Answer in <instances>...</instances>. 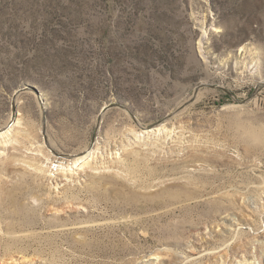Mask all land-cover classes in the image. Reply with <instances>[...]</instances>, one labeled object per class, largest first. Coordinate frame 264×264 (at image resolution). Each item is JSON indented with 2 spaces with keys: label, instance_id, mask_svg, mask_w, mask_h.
<instances>
[{
  "label": "rangeland",
  "instance_id": "374dc122",
  "mask_svg": "<svg viewBox=\"0 0 264 264\" xmlns=\"http://www.w3.org/2000/svg\"><path fill=\"white\" fill-rule=\"evenodd\" d=\"M0 242V264H264V0H0Z\"/></svg>",
  "mask_w": 264,
  "mask_h": 264
},
{
  "label": "bare ground",
  "instance_id": "6f19581e",
  "mask_svg": "<svg viewBox=\"0 0 264 264\" xmlns=\"http://www.w3.org/2000/svg\"><path fill=\"white\" fill-rule=\"evenodd\" d=\"M200 151V150H199ZM134 159H136V158H134ZM180 166L179 165H174V167H172L171 169H173V173H177V172H179V171H181L182 169L181 168H179ZM182 167V166H181ZM156 169V168H155ZM154 169V167L152 168V169H148V171L146 172L147 173V175H149V176H151V177H154V174L156 173V170ZM171 172V171H170ZM208 177H209V175H208ZM210 177H212L215 181H217V179L219 178L218 176H217V174H212V175H210ZM213 180V181H214ZM144 181V179L143 180H141L140 181V183L142 182V183H144L143 182ZM187 182H188V184H193V183H195V184H198V186H199V189H198V191L200 192V195L202 196V195H204L203 193L205 192V191H207V189H210V188H213L212 186V180L210 181V180H208V178L206 177V176H202V177H198L197 179L196 178H189V179H187ZM146 183V182H145ZM148 183V182H147ZM163 184V183H162ZM186 185V181H181V182H179V181H176V182H174V181H172V183H171V186H178V187H183V186H185ZM169 186V185H168ZM162 187V186H161ZM167 187V186H166ZM162 189H163V187H162ZM167 189V188H166ZM154 190V189H153ZM159 190V189H158ZM214 190V189H213ZM155 191H156V189H155ZM161 192V191H160ZM166 192V191H165ZM203 192V193H202ZM158 194H159V192L157 193V192H155V193H153V194H150V193H148V194H143V196H142V199H143V204L145 205V207L146 208H144V207H142L141 208V210L143 211V212H148L149 210H154V209H157L158 208V206H159V203H158V201H157V198H158ZM163 194V193H162ZM166 194V193H165ZM197 195V194H196ZM139 196V195H138ZM163 196V195H162ZM160 197H161V195H160ZM166 197V196H165ZM190 197V196H189ZM15 198H16V196H15ZM163 198V197H162ZM14 199V198H13ZM11 200V199H10ZM162 200V199H161ZM185 200V199H184ZM15 201L18 203L19 202V200H16L15 199ZM166 201H168V200H166ZM186 201H188L187 199H186ZM13 202H14V200H13ZM171 202V201H170ZM164 204V203H163ZM166 204V203H165ZM178 204V203H177ZM16 205V204H15ZM17 207V206H16ZM19 207V206H18ZM159 209H161V208H159ZM14 211V210H13ZM12 211V212H13ZM9 212V211H8ZM19 213V212H18ZM24 213V212H23ZM26 213V212H25ZM8 215V214H7ZM11 216H12V214H11ZM20 217V216H19ZM19 217H17V218H19ZM22 217V216H21ZM30 218V217H29ZM23 219V218H22ZM25 219V218H24ZM28 219V218H27ZM24 221V220H23ZM12 223V222H11ZM13 223H15V222H13ZM24 224H25V222H23ZM21 224V223H20ZM23 224V225H24ZM12 225L13 224H9L8 225V227L9 228H11L12 227ZM5 227V226H4ZM15 231V230H14ZM20 239V238H19ZM11 240V239H10ZM17 241H20V240H17ZM22 241V240H21ZM1 243V242H0ZM11 244V243H10ZM95 244L96 245H99L98 244V242H95ZM88 245H89V243H88ZM90 246H92V245H90ZM1 247L2 248H5V249H9V247H10V245H9V243H7L6 241L5 242H2V244H1Z\"/></svg>",
  "mask_w": 264,
  "mask_h": 264
}]
</instances>
